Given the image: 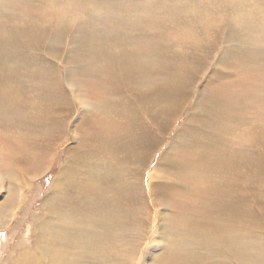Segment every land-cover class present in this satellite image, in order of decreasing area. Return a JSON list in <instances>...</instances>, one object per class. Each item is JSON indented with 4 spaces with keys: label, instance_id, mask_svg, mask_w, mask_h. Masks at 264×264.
Listing matches in <instances>:
<instances>
[{
    "label": "rangeland",
    "instance_id": "374dc122",
    "mask_svg": "<svg viewBox=\"0 0 264 264\" xmlns=\"http://www.w3.org/2000/svg\"><path fill=\"white\" fill-rule=\"evenodd\" d=\"M12 34L24 39L21 44L8 41ZM37 40L42 44L51 42L48 49L63 66L61 73L55 71L51 61L31 54L26 45ZM1 43L7 55L13 54L14 58L1 65L0 78L9 76L18 82L6 86L7 92L1 90L0 82V264L25 258L29 249L37 251V235L43 225V244L54 256L58 237L51 235L45 208L53 206L56 193L48 195L67 165L66 159L78 156L85 148L79 147L83 135H103L106 129L109 136L98 139L93 147L105 140L127 151L130 143L135 144L136 150L149 146L157 150L149 172L163 152H167V164L182 172L183 167L185 171L190 165L182 135L187 133V126H204L208 115L199 114L196 120L190 117L206 100L210 110L215 111L217 131L225 133L232 145L229 155L241 154L254 145L253 151L245 154L251 155L264 146V0H0ZM82 44L105 47L107 59H93L88 49L85 60L89 56L92 66L84 69L81 62L71 58ZM56 45L59 48L55 49ZM19 54L33 66H23ZM100 62L116 72L129 68L131 79L146 88L142 91H170L175 95V101L155 106L162 119L149 122V132L141 142L137 139L138 121L132 123L128 117H108L105 125L96 126V131L85 130L96 122L94 110L87 113L88 101L78 95V90L69 99V80L73 76L82 82L85 93L99 98L97 91L105 85L106 78L93 76ZM56 77L63 79L68 93L63 97L70 100L71 106L61 104L53 111L40 107V118L35 122L31 103L54 98V89L61 87ZM12 92L16 94V106L7 105L12 110L7 112L2 96L9 97ZM104 97L110 99L112 94L107 92ZM22 113H28L30 119L20 118ZM140 114L144 113L140 110ZM126 127L131 135H125ZM77 146L78 154L67 152ZM247 176L252 180L259 178L251 173ZM70 181L65 179L67 184ZM159 190L174 195L169 205L172 213L185 212V201L179 204L174 200L180 193L177 183L172 181L168 189L157 183L156 191ZM12 199L23 201L12 205ZM163 201L158 197L154 202ZM149 209V213L159 216L169 212L152 203ZM140 229L143 231V226L136 229L134 241L141 243ZM127 242L124 246L128 249ZM40 260L35 262L46 264ZM151 261L150 264H158Z\"/></svg>",
    "mask_w": 264,
    "mask_h": 264
},
{
    "label": "bare ground",
    "instance_id": "6f19581e",
    "mask_svg": "<svg viewBox=\"0 0 264 264\" xmlns=\"http://www.w3.org/2000/svg\"><path fill=\"white\" fill-rule=\"evenodd\" d=\"M24 34L21 33L22 37H25ZM19 36L12 34L8 41L13 45L21 44L24 39ZM50 44L51 42L42 44L37 40L28 42L26 47L34 57L51 61L55 71L61 73L63 66L52 57L51 50L48 49ZM57 47L59 48L56 45L55 49ZM88 49L93 59L100 56L107 59L105 47L82 44L71 54V58L81 62L84 69L92 66L89 56L85 60ZM20 54L23 66H33L27 58H21ZM13 58V54L7 55L1 43L0 75L3 69L1 65ZM97 65L99 69L93 78H106V86L103 85L97 91V100L85 93L82 82L76 76L69 80L72 87L69 99L75 96V90L80 91L78 95L88 101L87 113L94 110L96 115V122L85 130L96 131V126L105 125L108 117L115 120H118L117 117L123 120L128 117L132 123L138 121L137 139L141 142L149 132V122L162 119L156 113L158 110L155 106L175 101V95L170 91L161 93L158 90L156 94L150 90L142 91L146 88H140L131 79L129 68L116 72L101 62ZM81 74L87 77L82 70ZM84 77H81L82 80ZM122 77L125 78L124 82ZM54 78L53 75V80ZM56 78L61 87L54 89L51 94L54 98H44L41 102L37 99L31 103L32 110L36 112L33 115L35 122L40 118V107L53 111L61 104L71 106L70 100L63 97L68 94L63 79ZM14 81L18 82L9 76L0 78L3 84L1 90L7 92L5 87ZM247 84L250 85V82L247 81ZM107 92L112 94V98L104 97ZM15 95L12 92L9 97L2 96L7 112L12 111L7 105L13 103L11 105L16 106ZM156 96L160 98L154 100ZM181 100L184 101L182 98ZM156 102L158 103L155 104ZM211 106H214L212 101ZM97 107L101 109L95 112ZM181 109L182 107L179 112ZM140 110L144 113L142 116ZM214 113L212 108L210 110L209 103L203 100L191 115L190 119L193 120L199 114H206L208 117L203 122L204 126L193 124L187 126V133L183 132L184 145L190 153V165L185 171L183 167L182 172L175 169L174 165L167 164V152L160 155V160H157L149 172L152 157L157 151L149 146L136 150L135 144L130 143L127 146L130 151H127L120 145L105 140L93 147L98 139L109 136L106 129L103 135L96 132L83 135L79 147L84 145L85 148L78 156L77 150L81 147L67 151L73 155L74 152L77 153L76 157L66 159L67 165L61 170V176L48 195L51 197L56 193L52 199L53 206L45 208L49 220L47 222L54 231L51 235L58 237L54 256L50 255V250L43 244L45 239L42 232L46 227L43 225L42 229L39 227V234L37 233L38 242L41 243L39 245L37 242V251L25 250L26 254H23L26 257L16 258L12 264H38L35 261L40 258L46 264H150L152 259L158 264H264V146H260L251 155L245 154L251 153L254 145L249 150L243 149L241 154L229 155L228 149L232 145L225 133L217 131ZM20 118H29L28 113H22ZM128 132L131 135L129 127H126L125 135ZM181 132L182 130L177 136ZM48 158L44 157L45 160ZM247 173L259 178L252 180ZM65 179L71 181L67 184ZM172 181L180 187V193L177 194L179 198L174 199L175 202L184 204L185 201L187 207L182 215L172 213L173 210L169 209L174 195L156 191L157 183L168 189ZM158 197L164 201L155 203ZM22 201L12 199V205L14 202L16 205L21 204ZM148 202L169 212H163L160 216L149 213L151 210L147 211ZM140 226L144 229H140L142 232L139 231L138 236L142 233L140 240L144 244L134 241L136 229ZM127 240L128 249L124 246ZM144 249L147 250L146 253Z\"/></svg>",
    "mask_w": 264,
    "mask_h": 264
}]
</instances>
